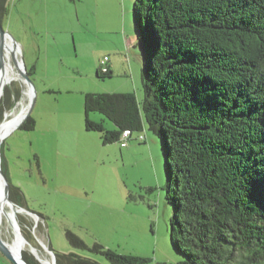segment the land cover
I'll list each match as a JSON object with an SVG mask.
<instances>
[{
  "label": "trees",
  "instance_id": "obj_1",
  "mask_svg": "<svg viewBox=\"0 0 264 264\" xmlns=\"http://www.w3.org/2000/svg\"><path fill=\"white\" fill-rule=\"evenodd\" d=\"M6 4L0 0L1 22ZM133 10L144 97L86 94V129L104 144L145 128L160 140L178 264H264V0H134ZM95 112L114 129L93 121ZM21 127L34 130L35 121ZM66 238L110 264L149 263L90 247L69 230ZM50 250L57 264H101Z\"/></svg>",
  "mask_w": 264,
  "mask_h": 264
},
{
  "label": "rangeland",
  "instance_id": "obj_2",
  "mask_svg": "<svg viewBox=\"0 0 264 264\" xmlns=\"http://www.w3.org/2000/svg\"><path fill=\"white\" fill-rule=\"evenodd\" d=\"M6 9L3 28L21 48L36 91L34 130L20 125L1 149L12 199L38 216L18 214L25 238L49 258L46 247L110 264L74 249L69 230L90 247L100 243L148 264H178L183 256L171 244L173 213L160 140L145 128L133 133L127 147L104 144L100 132L85 126L86 94L134 93L139 102L144 97L134 0H7ZM105 56L115 66L103 79L97 72ZM23 95L19 82L5 87L0 125ZM91 119L114 129L99 112ZM3 238L11 239L7 228ZM23 252L32 255L29 245ZM0 264L13 263L0 253Z\"/></svg>",
  "mask_w": 264,
  "mask_h": 264
},
{
  "label": "bare ground",
  "instance_id": "obj_3",
  "mask_svg": "<svg viewBox=\"0 0 264 264\" xmlns=\"http://www.w3.org/2000/svg\"><path fill=\"white\" fill-rule=\"evenodd\" d=\"M19 62V66L14 62V56ZM21 48H14L13 43L9 38L3 40L2 60L0 61V98L5 90V87L11 86L14 82H19L23 88V97L19 101L16 108L7 113L5 121L0 125V141L4 138L5 134L12 131L22 120L27 109V99L30 100L32 92L28 89L24 79L22 78L19 69H23L21 60ZM5 183L0 174V239L5 245L14 253H23L29 245L31 249H35L37 257L41 260L42 264H53L52 257H46L38 248L26 243L21 237V227L17 222V214L13 210V206L6 199L5 196ZM19 226V228H18ZM7 228L11 239L5 240L3 238V229ZM43 243V242H41ZM44 244V243H43ZM38 245V244H37ZM43 247V246H42Z\"/></svg>",
  "mask_w": 264,
  "mask_h": 264
},
{
  "label": "water",
  "instance_id": "obj_4",
  "mask_svg": "<svg viewBox=\"0 0 264 264\" xmlns=\"http://www.w3.org/2000/svg\"><path fill=\"white\" fill-rule=\"evenodd\" d=\"M5 38H9L11 40V42L13 43V46L14 48H18V44L16 43V41L14 40V38L3 28V25H2V22L0 21V61L2 60V49H3V40ZM139 48V47H138ZM139 56L141 59L142 58V53H141V50L139 48ZM22 60V66H23V69H19V72L22 76V78L24 79L28 89L32 92V95L30 97V100H29V104H28V109L24 115V117L22 118V120L19 122V124L13 129H17L19 128L20 125H22L29 117H30V113L32 111V108H33V105H34V102H35V95H36V91H35V87H34V84L33 82L31 81L30 79V76L27 74V69L25 67V64L23 62V59ZM14 62L16 65L19 66V62L16 58V55L14 56ZM20 67V66H19ZM12 130V131H13ZM8 132L5 134L4 138L0 141V174H1V177L3 178L4 180V183H5V196H6V199L9 201V203H11V205L13 206V210L15 212V214H19L21 212H26L28 213L29 215L31 216H36L38 217L36 214L34 213H31L27 210H25L24 208L18 206L17 204H15L11 198H10V186H9V183H8V180H7V177L5 176L2 168H1V163H2V154H1V149H2V144L4 142V140L7 138V136L12 132ZM130 138H131V135H130ZM129 138V139H130ZM128 139V140H129ZM140 140H146V137L145 135H141V137L139 138ZM17 222V225H18V221L16 220ZM19 228V226H18ZM21 231V237L23 238V240L26 242V243H29L28 240L25 238L22 230ZM30 244V243H29ZM42 245H44L42 243ZM45 246V245H44ZM46 247V246H45ZM35 249H31V254L33 255V257L39 262V264H42L41 260L37 257L35 251ZM46 250L49 252L50 256H52V262L53 264H57V258H56V255L54 254L53 251H51L48 247H46ZM0 253L6 258L8 259L10 262H12L13 264H29V262L24 258L23 256V253L21 252H18L17 254H14L6 245L5 243L0 239Z\"/></svg>",
  "mask_w": 264,
  "mask_h": 264
},
{
  "label": "built area",
  "instance_id": "obj_5",
  "mask_svg": "<svg viewBox=\"0 0 264 264\" xmlns=\"http://www.w3.org/2000/svg\"><path fill=\"white\" fill-rule=\"evenodd\" d=\"M108 62H109L108 57H105L104 60L101 63V71L104 74H106L108 72V70H109ZM129 138H130V132H124L123 135H122V142H121V146L122 147H127L128 146L127 141H128Z\"/></svg>",
  "mask_w": 264,
  "mask_h": 264
},
{
  "label": "crops",
  "instance_id": "obj_6",
  "mask_svg": "<svg viewBox=\"0 0 264 264\" xmlns=\"http://www.w3.org/2000/svg\"><path fill=\"white\" fill-rule=\"evenodd\" d=\"M105 57H107V56H105ZM108 66L110 67V70L113 72L114 71L113 67L115 66L114 61L113 60L111 61V59H109Z\"/></svg>",
  "mask_w": 264,
  "mask_h": 264
},
{
  "label": "flooded vegetation",
  "instance_id": "obj_7",
  "mask_svg": "<svg viewBox=\"0 0 264 264\" xmlns=\"http://www.w3.org/2000/svg\"><path fill=\"white\" fill-rule=\"evenodd\" d=\"M2 22H3V21H2ZM21 126H22V125H21ZM21 126H20V127H21Z\"/></svg>",
  "mask_w": 264,
  "mask_h": 264
}]
</instances>
